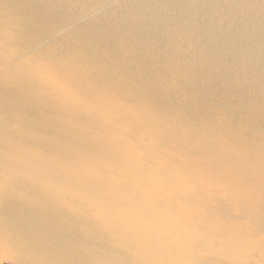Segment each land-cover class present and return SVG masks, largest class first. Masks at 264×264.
I'll use <instances>...</instances> for the list:
<instances>
[{
    "label": "bare ground",
    "instance_id": "1",
    "mask_svg": "<svg viewBox=\"0 0 264 264\" xmlns=\"http://www.w3.org/2000/svg\"><path fill=\"white\" fill-rule=\"evenodd\" d=\"M4 248L264 264V0H0Z\"/></svg>",
    "mask_w": 264,
    "mask_h": 264
},
{
    "label": "rangeland",
    "instance_id": "2",
    "mask_svg": "<svg viewBox=\"0 0 264 264\" xmlns=\"http://www.w3.org/2000/svg\"><path fill=\"white\" fill-rule=\"evenodd\" d=\"M15 256L11 248L0 249V264H12L15 261Z\"/></svg>",
    "mask_w": 264,
    "mask_h": 264
}]
</instances>
